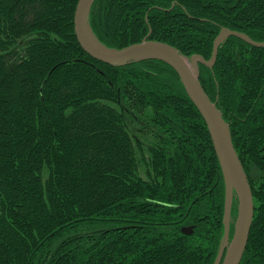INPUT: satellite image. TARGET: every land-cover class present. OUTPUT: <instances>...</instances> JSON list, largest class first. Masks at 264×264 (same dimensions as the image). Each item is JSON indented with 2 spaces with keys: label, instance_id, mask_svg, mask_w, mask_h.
Segmentation results:
<instances>
[{
  "label": "trees",
  "instance_id": "trees-1",
  "mask_svg": "<svg viewBox=\"0 0 264 264\" xmlns=\"http://www.w3.org/2000/svg\"><path fill=\"white\" fill-rule=\"evenodd\" d=\"M76 1L0 0V264H213L224 184L204 121L164 62L84 52ZM87 25L106 47L149 30L208 59L221 27L264 41V0H94ZM198 79L252 196L238 264H264V47L228 36Z\"/></svg>",
  "mask_w": 264,
  "mask_h": 264
},
{
  "label": "water",
  "instance_id": "water-1",
  "mask_svg": "<svg viewBox=\"0 0 264 264\" xmlns=\"http://www.w3.org/2000/svg\"><path fill=\"white\" fill-rule=\"evenodd\" d=\"M94 0H77L73 12V31L84 52L109 65H122L139 59H157L173 69L187 97L194 105L209 134L224 184L223 233L220 252L213 264H238L244 251L252 219V196L242 165L233 148L228 126L215 103L211 102L198 79V64L210 68L219 44L234 36L254 47H264V41H253L242 32L221 27L214 37L208 59L198 54L181 56L171 45L143 38L121 48L102 45L91 34L87 17ZM236 200V214L229 236L230 208Z\"/></svg>",
  "mask_w": 264,
  "mask_h": 264
},
{
  "label": "rangeland",
  "instance_id": "rangeland-1",
  "mask_svg": "<svg viewBox=\"0 0 264 264\" xmlns=\"http://www.w3.org/2000/svg\"><path fill=\"white\" fill-rule=\"evenodd\" d=\"M149 30L147 31V33H146V36L149 34ZM146 36L144 37V38H146ZM97 40V39H96ZM98 41V40H97ZM103 45V44H102ZM253 175L254 176H256V170L255 169H253ZM234 198V197H233ZM253 205V204H252ZM234 211H235V213L234 214H231L230 213V225L232 226V223L234 222V219H235V214H236V204H235V208H234ZM233 213V212H232ZM231 235V234H230ZM220 248H221V246H220ZM219 252H220V249H219ZM217 258V257H216Z\"/></svg>",
  "mask_w": 264,
  "mask_h": 264
}]
</instances>
